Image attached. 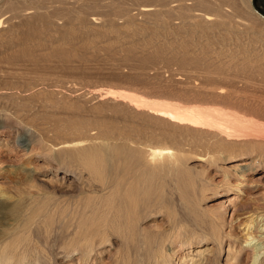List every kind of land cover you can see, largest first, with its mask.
<instances>
[{
  "label": "rangeland",
  "instance_id": "rangeland-1",
  "mask_svg": "<svg viewBox=\"0 0 264 264\" xmlns=\"http://www.w3.org/2000/svg\"><path fill=\"white\" fill-rule=\"evenodd\" d=\"M93 1L101 9L81 7ZM168 1L121 0L123 16L109 11L111 0H0V264H190L192 257L250 264L253 249L264 251V216L255 217L264 213V103L235 101L241 109L228 108L203 91L222 86L236 98L253 94L264 102V0H250L251 8L241 0L223 6L237 25L202 49L218 70L210 78L195 63L181 65L166 46L153 49L147 32L136 31L150 26L139 5ZM189 2L173 0V28ZM81 10L99 17L90 27L106 33L78 27L63 41L64 16ZM128 14L136 26L127 27ZM109 19L120 33L109 29ZM172 27L157 41L185 49L186 34ZM26 33L32 53L23 56L17 42ZM119 89L237 113L244 117L241 130L262 136L227 151L206 133L147 116L128 101L96 98V90ZM70 141L81 144L62 146ZM150 147L162 150L153 162ZM95 150V159L83 156ZM198 154L210 160L193 159ZM250 167L238 179L236 169ZM247 218H254L248 227L258 235L249 243ZM200 247L204 254L195 256Z\"/></svg>",
  "mask_w": 264,
  "mask_h": 264
},
{
  "label": "bare ground",
  "instance_id": "bare-ground-1",
  "mask_svg": "<svg viewBox=\"0 0 264 264\" xmlns=\"http://www.w3.org/2000/svg\"><path fill=\"white\" fill-rule=\"evenodd\" d=\"M241 1L244 3H247L249 5V8H251L250 0H241ZM93 2L95 3H93L92 6L88 5L90 4L89 2L87 3L83 2L81 3V7L82 5H84V6H87L88 8L95 9V10L101 9L99 8L101 6L98 5V1H93ZM119 2L121 3V0H111V2H109L107 6L110 7L109 11L111 10L112 12H114L113 14L117 13L119 15H123L125 14V12L123 11V7ZM157 4L145 3V4L139 5V7L136 8L138 14H140L141 16H145L144 17L146 19L145 22L148 25H150L148 27L146 26V27L135 28L136 31L142 32L145 30L147 32L146 36L150 40L149 44L151 45L153 43H156V44H153V49L161 50L162 49L161 47L166 46L167 49H164V50H166L167 52H170L171 53L170 55L173 56V59L178 61L181 65L187 62L195 63L197 66L201 67L200 70L201 71L203 70L204 72L203 74L207 75V77L206 76L205 77L210 78L218 70L211 69L210 65L204 61V54L202 53V49L203 48L208 49L209 46L211 45V41L215 37L217 40L219 39L223 40L225 38V33L229 29L232 28L233 32H235L234 27H236L237 25V20H235L234 17L229 15L228 13H225L226 11L224 12V8H223L224 5H226V7L227 5L229 6V4L231 5V0H190L189 3L184 4V6L182 7L180 6L178 12H176L179 14L177 18L180 19V24L179 26H176L175 28L171 26L172 23H169V20H168L169 17L171 16L173 18V14L175 13V11H173V0L168 1V3L161 2V4H158V5ZM161 5L162 7L166 6L165 11L163 10V8L161 9L158 7ZM24 13L25 15L29 14L28 11ZM69 14L67 16L66 15L64 16L65 22H66L65 24L66 28L62 32V34L60 33L61 34L60 39H62L63 41H65L68 38L75 37L78 33V27L90 29L91 31H94L96 33V36L104 35L106 33L105 30H102V29L93 30V28L90 27L93 24V22L97 23V21L99 20V17H96L94 15L92 17H89L90 14H87L82 10L79 12L77 11V14H74L72 16ZM38 18L44 23L49 22V15L41 14L39 15ZM134 18L135 17H133V15L128 16V19L125 22L127 27L137 25ZM109 22L111 26V28L109 29H111L112 31H115L116 33H120V31H122L120 30V28H118V26H116L117 24L115 25V22L112 19H109ZM1 23H2V17H0V26L2 25ZM168 25L170 26V28L171 27L173 28V33L176 30V32H183L186 34L185 40L188 45L185 49L179 50L175 48L172 43L165 44V43H160L159 41H157L159 39L158 37L161 35L162 32L168 33V31L170 30ZM33 34L36 37H40L42 35V31L39 28H36L34 29ZM26 38H27V33L22 38H20L19 41L17 42L18 51L23 56H25L26 54L32 53L31 48L25 42ZM194 45H195L194 48L190 50L187 49ZM135 49L136 48L134 46H131L128 48V51L138 53V52H135ZM62 53L63 51L61 50L56 51V54H62ZM126 55L130 56L133 54H126ZM156 55H159V54H156ZM201 58L203 60L202 62H201ZM194 85H196V83ZM199 87H206V86H199ZM96 91L100 92L99 93V92L94 91L97 94L96 98H99V100L102 99L101 95H104V96H110L111 101H118V100L128 101L129 103L133 105L135 110L141 111L147 116L157 117L159 119L163 117L164 119L172 121L173 125H175L177 128H181V129L186 128L187 131H191V132L192 131H202L206 133L208 136H210L211 138H213L215 141H217L219 146L225 147V150L227 151L231 150L232 148L235 147V145L240 144L245 139L262 136V135H257L255 133L256 132L255 129L253 130L250 129L247 131L241 130L239 127H243L241 125H244L242 124L244 121L243 120L244 117L241 115H238L237 113H231L223 109H208V108L199 109L200 106L198 107L181 106L177 102H167L164 100L160 101V99L147 100L143 96L133 94L131 93V91L126 90V89L125 90L119 89L117 91L108 90L109 92H106L104 94H101L104 90L102 92L101 90H96ZM203 91L205 93L212 94V96H215L214 97L215 99L218 98L219 100L223 101L224 106H227L228 108L232 106V107H236L237 109H241L240 106L242 105L240 104L237 105L235 101L245 102L246 107L252 106V104H248V103H256V104L264 103L262 102V100L259 101L256 98H254L255 95L253 94H248L245 96H238L236 98V96L230 95L229 91L227 89H224L222 86L203 89ZM256 109H259V108H256ZM71 125H73V123H71ZM102 132L107 133L108 129H103ZM80 144L81 143L78 141H73V142L70 141L69 143H63L62 146L68 147V145L73 146V145H80ZM96 152L97 151L95 150V153ZM95 153L92 154V152H87L83 154V156H86L87 159L94 158V157L96 158L98 154L97 153L95 154ZM165 153L171 154L172 152L167 151ZM159 154H162V150L152 149L150 147L147 153V160L149 162H153L155 157H157ZM228 158H231L230 159L231 161L232 160L236 161V160H240L241 156L238 157L236 155H230L228 156ZM193 159L205 162V161L210 160V157L207 154H198L195 157H193ZM239 165L241 166V164L238 163L235 165H231L230 167L239 166ZM246 170H248V173H249V172H252V170H255V168L250 167L248 169H239V170L236 169V173L239 175L238 179L245 178L243 173ZM235 185L236 187H238L241 184L238 183ZM223 202L225 201H221V203ZM263 216H264V213L260 214L259 216L257 215L255 217L262 219ZM260 219H259V222H260ZM246 220L247 222L244 225L245 226L244 228L246 230L244 229L245 231H244L243 236H244V241L246 240L245 242L249 243L253 239L257 238L258 235L253 234L254 232L249 230V228L252 226V225L250 226V224L252 223L254 218L253 219L247 218ZM258 227L260 228L261 226L259 225ZM255 246L258 248L257 245ZM204 250L205 248H201V247L196 248V252L194 253V255L197 256L196 255L197 253L204 254L203 253ZM253 250H254V253L252 256L253 258L251 259L250 264H257L259 263V260L262 258V256H264V251L257 252L258 249L256 250V248ZM260 254H262V256L258 259V256ZM190 259H194V261L191 262L190 264H202V262H198L200 261V259H196L193 257L186 259V261Z\"/></svg>",
  "mask_w": 264,
  "mask_h": 264
},
{
  "label": "water",
  "instance_id": "water-1",
  "mask_svg": "<svg viewBox=\"0 0 264 264\" xmlns=\"http://www.w3.org/2000/svg\"><path fill=\"white\" fill-rule=\"evenodd\" d=\"M253 2H254V0H253Z\"/></svg>",
  "mask_w": 264,
  "mask_h": 264
}]
</instances>
